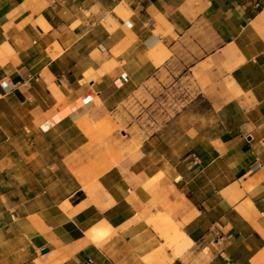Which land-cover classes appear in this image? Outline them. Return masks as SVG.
I'll list each match as a JSON object with an SVG mask.
<instances>
[{"label":"crops","instance_id":"obj_1","mask_svg":"<svg viewBox=\"0 0 264 264\" xmlns=\"http://www.w3.org/2000/svg\"><path fill=\"white\" fill-rule=\"evenodd\" d=\"M0 264H264V0H0Z\"/></svg>","mask_w":264,"mask_h":264},{"label":"rangeland","instance_id":"obj_2","mask_svg":"<svg viewBox=\"0 0 264 264\" xmlns=\"http://www.w3.org/2000/svg\"><path fill=\"white\" fill-rule=\"evenodd\" d=\"M186 69L182 71L175 69L174 73L170 72L167 79H163L160 84L155 86L151 92L143 91L136 96V99H130L126 103L125 110L129 115L130 122H136L139 126L146 130L147 135H142V138L149 136V133L157 129L170 116L174 103L180 101L181 97H188L183 92L181 79L186 80Z\"/></svg>","mask_w":264,"mask_h":264},{"label":"bare ground","instance_id":"obj_3","mask_svg":"<svg viewBox=\"0 0 264 264\" xmlns=\"http://www.w3.org/2000/svg\"><path fill=\"white\" fill-rule=\"evenodd\" d=\"M91 99V97H85L84 101L85 102H89V100ZM150 224H152L156 229H160V221L156 220V219H149L148 221ZM169 238V237H167ZM172 241L174 242V244L176 245L177 248V254H179L181 252V250L184 248L185 245L188 244V239L187 237L183 234L180 233V231L178 229L174 230V235L171 237Z\"/></svg>","mask_w":264,"mask_h":264}]
</instances>
